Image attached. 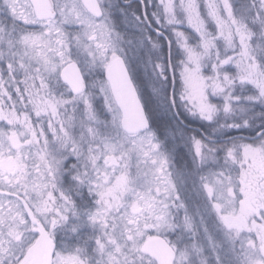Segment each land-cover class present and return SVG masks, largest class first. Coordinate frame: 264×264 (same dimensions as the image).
Listing matches in <instances>:
<instances>
[{
  "label": "snow or ice",
  "instance_id": "snow-or-ice-1",
  "mask_svg": "<svg viewBox=\"0 0 264 264\" xmlns=\"http://www.w3.org/2000/svg\"><path fill=\"white\" fill-rule=\"evenodd\" d=\"M0 264H264V0H0Z\"/></svg>",
  "mask_w": 264,
  "mask_h": 264
}]
</instances>
